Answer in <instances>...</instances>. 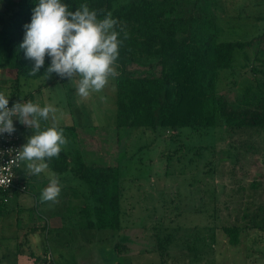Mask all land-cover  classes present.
I'll list each match as a JSON object with an SVG mask.
<instances>
[{"label": "rangeland", "instance_id": "obj_1", "mask_svg": "<svg viewBox=\"0 0 264 264\" xmlns=\"http://www.w3.org/2000/svg\"><path fill=\"white\" fill-rule=\"evenodd\" d=\"M5 8L0 0V27L9 17ZM176 11L216 16L224 38L245 40L260 28L255 17L264 15V0H177ZM247 53L252 60L253 51ZM260 59L257 69H264V56ZM250 60L237 51L234 72H220L218 93L235 105L246 104L248 85L252 93L264 92V74L245 66L257 63ZM159 67L155 59L146 65L127 63V71L139 75L158 73ZM78 80L53 73L47 80L22 76L17 83L0 70V92L41 108L51 105L55 119L50 114L40 120V130L55 123L68 141L62 148L83 151L88 164L118 168L121 227L81 228L86 183L71 172L60 175L50 168L30 175L22 162L19 178L26 190L13 191L0 202L2 264H264V131L223 125L200 133L190 127H117L116 78L87 98L78 94ZM64 125L90 137L79 144L78 135ZM19 126L23 146L35 129ZM50 174L61 188L56 203L40 199ZM222 226L239 227L236 245L228 242ZM55 247H68L76 255L55 257Z\"/></svg>", "mask_w": 264, "mask_h": 264}, {"label": "trees", "instance_id": "obj_2", "mask_svg": "<svg viewBox=\"0 0 264 264\" xmlns=\"http://www.w3.org/2000/svg\"><path fill=\"white\" fill-rule=\"evenodd\" d=\"M3 1L9 17L0 27V70L7 71L17 83L22 76H44L50 58H45L40 72L30 75L33 63L25 58L19 47L24 38V25L30 23L38 0ZM62 3L67 4L70 11L86 4L97 12L98 19L110 12L118 21L115 30L121 45L117 61L119 76L115 80L117 127L171 130L190 127L200 133L223 125L264 131L263 91L252 93V86L248 85L243 93L246 104L235 105L217 90L220 72L227 69L234 72L236 64L233 60L237 51L248 61L247 51L252 50L254 54L250 61L257 63L245 66L264 74V69H257V64L263 62L260 56H264V15L255 17L257 23L261 22L258 32L239 40L221 35L222 27L216 16L178 13L177 0H62ZM149 59H155L159 64L158 73L139 75L127 71L128 62L146 65ZM13 95L9 97L13 103L20 101ZM63 127L73 129L77 135L75 126ZM46 163L55 173L71 172L86 183L87 200L79 209L81 228L120 229L123 187L117 167L88 164L80 151L71 153L64 148L58 157L47 159ZM4 194L0 193V202ZM221 228L230 244L239 242V227ZM165 247L161 241L159 248ZM115 248H118L116 243Z\"/></svg>", "mask_w": 264, "mask_h": 264}, {"label": "clouds", "instance_id": "obj_3", "mask_svg": "<svg viewBox=\"0 0 264 264\" xmlns=\"http://www.w3.org/2000/svg\"><path fill=\"white\" fill-rule=\"evenodd\" d=\"M117 24L110 12L98 19L97 12L86 4L70 11L62 0H38L30 23L24 25V38L19 45L25 58L33 63L29 74L35 76L40 72L48 57L46 80L53 73L61 79L79 77L77 92L81 97L101 92L110 78L119 76L117 61L121 41L115 30ZM8 105L9 97L0 92V134L11 135L16 131L13 119L35 129L17 156L25 162L30 175H39L48 169L46 160L58 157L68 142L63 129L55 123L40 130V120H48L50 114L55 119L56 109L51 105L41 108L31 101L15 102L11 108ZM60 192L58 178L50 174L48 186L41 193V202L56 203Z\"/></svg>", "mask_w": 264, "mask_h": 264}, {"label": "built area", "instance_id": "obj_4", "mask_svg": "<svg viewBox=\"0 0 264 264\" xmlns=\"http://www.w3.org/2000/svg\"><path fill=\"white\" fill-rule=\"evenodd\" d=\"M60 78V77H58ZM13 102L9 99L8 107L11 108ZM16 131L9 135L0 134V193H5L3 202L13 191H25L26 184L19 178V169L22 161L18 159L17 153L22 147L21 134L17 119H13Z\"/></svg>", "mask_w": 264, "mask_h": 264}, {"label": "crops", "instance_id": "obj_5", "mask_svg": "<svg viewBox=\"0 0 264 264\" xmlns=\"http://www.w3.org/2000/svg\"><path fill=\"white\" fill-rule=\"evenodd\" d=\"M18 123H19V120H18ZM83 129H80V133L81 134H77L78 136L77 137H79V138H77L78 139V141H80L79 142V144H81V142H82V139L83 138H89L90 136H89V134L90 133H87L86 131H82ZM77 133H78V131H77ZM66 150V149H65ZM82 154H83V151H80ZM67 173V172H66ZM57 174H59V173H57ZM63 174H65V173H63ZM63 174H60V175H63ZM76 191H74L73 193H75ZM71 195H73V194H70V196ZM74 207H76L75 205H74ZM61 217H62V215H60ZM56 221H58V218L56 219ZM56 224H57V222H55ZM58 225V224H57ZM79 231V230H78ZM58 233V232H57ZM82 234H83V237H81V238H84V234H85V232L82 230ZM87 238V237H86ZM76 247H80V245H78V246H76ZM81 250V249H80ZM54 252H55V257L57 256L58 258L59 257H63V255H65L66 257H72V255H76V253L75 252H72V250H70L68 247L66 248V249H63L62 250V248L61 247H55V250H54ZM75 253V254H74ZM5 257V256H4ZM59 264H62L61 262H58ZM38 264V263H37ZM67 264V263H66Z\"/></svg>", "mask_w": 264, "mask_h": 264}]
</instances>
